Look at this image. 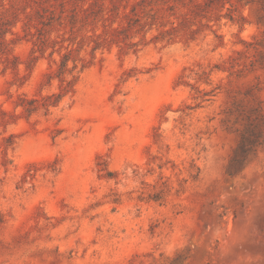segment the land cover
<instances>
[{
	"label": "rangeland",
	"instance_id": "obj_1",
	"mask_svg": "<svg viewBox=\"0 0 264 264\" xmlns=\"http://www.w3.org/2000/svg\"><path fill=\"white\" fill-rule=\"evenodd\" d=\"M92 1L0 0V264H264V0Z\"/></svg>",
	"mask_w": 264,
	"mask_h": 264
},
{
	"label": "trees",
	"instance_id": "obj_2",
	"mask_svg": "<svg viewBox=\"0 0 264 264\" xmlns=\"http://www.w3.org/2000/svg\"><path fill=\"white\" fill-rule=\"evenodd\" d=\"M122 1L127 2L128 0H110L109 6H104L103 3H100L98 0H94L91 3H88L87 6H77L74 5V7L70 10L71 13L68 15V22L70 25V28L72 31H74L78 24L81 23V26L88 24L90 22H94L97 20H102V26L104 27L105 31L108 27H110L111 22L114 21V17L118 14V9ZM141 2H145V0H140ZM163 3L168 2V0H161ZM173 3L168 4V8L170 10H173V8L176 6L175 4L180 3L182 6H187L188 4L192 3V0H171ZM125 7V4H123ZM183 14L181 20L178 22V25L181 23H184L187 21V17L185 12H182ZM125 17H129L128 14L124 15ZM135 23L138 21H134ZM61 23V21H60ZM173 26H171V30H167V33H170L171 31H174L177 29L178 25H175L174 22H170ZM81 28V27H80ZM124 28H113L109 30L106 35L108 34V39L110 41H117L118 40V33L124 32ZM100 35V34H99ZM39 46L37 48L38 51L42 52L43 46H44V39H39ZM100 43L96 42V45L94 46V49L98 47ZM37 47V44H34ZM71 53V49H67L64 53H62L59 64L57 66V75L59 78L62 77V75L68 71L72 72L73 69L76 67V64L72 66V68H68L67 64L70 60L69 54ZM58 97V96H57ZM56 100V99H55ZM43 105H46V103H43ZM32 108H29L31 110Z\"/></svg>",
	"mask_w": 264,
	"mask_h": 264
}]
</instances>
